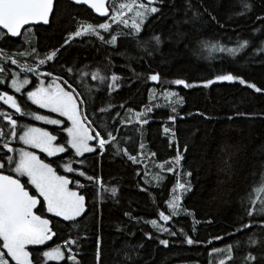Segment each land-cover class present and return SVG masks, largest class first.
I'll use <instances>...</instances> for the list:
<instances>
[{
	"label": "trees",
	"instance_id": "16d2710c",
	"mask_svg": "<svg viewBox=\"0 0 264 264\" xmlns=\"http://www.w3.org/2000/svg\"><path fill=\"white\" fill-rule=\"evenodd\" d=\"M244 2L250 7L245 8ZM108 3L109 17L99 19L85 7L55 0L48 26L23 30L18 39L0 31V66L8 70L9 77L11 72L18 73L11 58L31 65L55 49L59 51L54 59L42 66L52 73L41 77L46 81L65 74L67 66H87L108 77L101 83L89 75L87 87H75L88 97L86 114L96 121L92 127L107 129L115 139L102 152L94 141L91 154L74 157L77 163L70 166L77 174L68 175L61 166L72 159L70 151L58 158L41 156L58 175L67 176L71 189L83 194L86 204L74 222L52 217L39 205L35 209L36 214L51 220L56 244L66 255L70 248L75 257V261L47 264H97L98 241L100 264H219L221 259L225 264H264V214L248 216L246 212L252 207L249 193L264 177V91L247 87L252 83L264 90V0H154L152 6L159 11L144 20L135 37L125 35L130 29L122 23L108 31L99 30L110 39L119 28L114 45L92 35L73 37L64 44L78 22L112 23L115 9L112 0ZM153 35L161 38L159 45L154 41L137 44V40L146 41ZM244 41L245 47L235 55L209 51L202 44L234 49ZM32 47L36 53L31 52ZM112 74L119 79L111 81ZM151 74H159V82L149 80ZM225 74L242 78L246 84L239 80L217 83L215 77ZM27 77L34 88L36 76ZM175 79L194 86L172 84ZM208 80L214 82L204 87ZM112 83L118 87L109 90ZM0 90L5 87L0 85ZM7 92L11 94L10 89ZM16 98L25 111H37L25 95ZM6 109L0 103V111ZM137 113L147 123H137ZM15 119L27 120L28 116ZM43 127L58 135L59 143H66L62 127ZM2 128L7 133L10 126L6 122ZM125 151L137 162L128 159ZM178 153L182 156L179 165L174 159ZM169 168L173 171H167ZM185 172L191 175H183ZM8 173L11 175L10 170ZM88 176L96 177L98 183ZM177 180L190 185L191 190L184 192L181 201L187 212L165 224L175 232L169 235L158 227L156 230L150 221L159 225L158 213L168 214L166 200ZM113 187L115 196L104 190ZM26 190L35 192L29 184ZM244 224L250 227L244 228ZM217 236L222 239H215ZM186 237L198 243L189 245ZM66 240L74 243L65 246ZM160 240H167V246ZM47 244L55 246L52 241ZM227 245H231L232 259H226V250L210 254L211 249ZM40 248L47 250L45 246L29 248L33 257ZM249 252L256 260L245 259Z\"/></svg>",
	"mask_w": 264,
	"mask_h": 264
},
{
	"label": "snow or ice",
	"instance_id": "6c2138e0",
	"mask_svg": "<svg viewBox=\"0 0 264 264\" xmlns=\"http://www.w3.org/2000/svg\"><path fill=\"white\" fill-rule=\"evenodd\" d=\"M73 2L76 4H86L101 16L109 14L105 0H73ZM153 3L154 0H147L146 3L144 0H130L128 3H120L119 9L121 11L113 12L111 20L114 23H123L127 27V19H121L125 16L123 10L126 9L128 12H133V22L130 31L125 33V35L135 37L141 31L140 26L144 23L147 15L159 11L157 7L152 6ZM244 7L249 8L250 5L244 2ZM53 11L54 0H0V30H4V35H10L11 37L20 36L22 30L25 32L32 30L31 27L26 26L48 25ZM109 28L110 24L108 22L99 23L98 25L78 22L77 29L68 34L64 44H68L69 40L73 37L92 35L96 36L103 43L114 45L120 33L111 34L110 39H106L98 31V29L108 31ZM149 41H154L156 45H159L161 38L153 35L146 41L137 40V44H147ZM246 43L247 41L239 43V46L233 49L202 42L203 46L208 48L209 51L218 50L220 52H227L230 55H235L245 47ZM58 51L59 49H55L51 53H46L43 59H36L35 66H21V72L31 73L37 78L36 86L32 90L22 92L25 86L30 83L27 75L21 79L16 72H11L10 77H8V70L0 66V74H2L0 75V85L5 87V90H0V101H3L8 108L14 110L12 113L0 111V116H3L7 122V126H10L7 133L4 132L3 128H0V149H6L3 155L0 156V160L6 161L9 166L14 164V167H10L9 170L14 171L17 177L27 178L22 183L19 178H13L12 175L0 174V242H2L0 243V264H44V261H61L65 259L75 261V257L70 254V248H68L69 254L66 255L62 251L61 246L56 244L54 237L57 236V232L54 227H50L51 220L36 214L34 210L39 205L50 213L52 217L60 218L65 222H74L85 211L86 206L85 196L70 190L69 179L64 175H58L50 163L43 162L33 152L16 149L11 145V140L18 137L19 143L29 148L39 149L40 152L46 153L49 157L65 153L69 149L72 150L68 153L72 159L61 165L65 172L72 173L77 171L73 166H70L77 163L74 157L94 151V148L90 146V141L98 142L99 149L103 150L106 144L115 139L107 129L101 131L98 126L96 128L92 127L96 121L86 114L88 97L75 87L76 84L81 85V87H87L85 78L89 75L92 80H99L101 83L108 79L107 76L101 75L98 69L89 70L87 66L81 69L67 66L64 68L66 75L57 74L54 80L47 82L45 79H41V77L52 75L51 71L42 66L47 61H52ZM31 52L36 53V48L32 47ZM23 54L21 53V55ZM11 64L18 65V61L11 58ZM8 79H10V83H8ZM110 79L115 82L119 77L112 74ZM148 79L153 82H159L160 77L159 74H151ZM215 80H239L240 84H246L244 79L232 74L218 75L215 77ZM58 81L62 82L68 90L62 87ZM213 82V80H208L204 82L203 86L208 87ZM171 83L183 85L185 88L194 86L183 79H175ZM113 87H118V85L115 83L108 85L109 90ZM247 87L254 89L256 92L264 91L252 83H247ZM9 88L14 93L26 95V99L40 109H47L49 112L57 113L59 117H64L68 122L63 127V131L67 134L66 143L64 145H54L53 141L56 140V137L41 128L32 126L20 127L18 120L14 118L16 114L30 116L34 120L48 124L61 125L63 122L58 118L50 119L45 115L25 111L22 105L18 103L17 98L14 95L8 94L7 89ZM89 94H91L90 89ZM170 95L174 96L175 93H171ZM93 110L95 111V109ZM148 110L150 111L151 109ZM100 111H106V109L101 108ZM139 116L140 113H137V123H147V120L141 121ZM170 119L174 118L170 117ZM85 121L88 122V127L84 126ZM18 127L19 131H17ZM165 131L167 132L168 129H165ZM90 132L94 134H90ZM142 147L143 145H141ZM8 153H13V155H8ZM124 155H128L127 151L124 152ZM128 159L132 160L133 163L137 162L136 158L131 155H128ZM174 159L176 164L179 165L182 156L178 153ZM4 167L5 164L0 163V169ZM167 171L172 172L173 169L169 168ZM79 174L84 175L83 172H79ZM183 175L189 176L191 173L185 172ZM87 179L98 183L96 177L88 176ZM28 184L35 189L34 193L30 194L26 190V185ZM77 185L78 187H82L78 181ZM101 187L103 186L101 185ZM104 190L111 192L113 196L116 194L114 187L105 188ZM190 190V185L177 180L171 190L170 198L166 200L168 214H165V211H160L158 213L159 218L168 222L173 216H178L182 211L187 212V209L182 208L181 201L184 192ZM97 191L99 192V189ZM257 202H259L258 208L256 207ZM248 203L252 205V207L246 209L248 216H252L253 212L264 214V177H262L261 185L254 187L252 192L249 193ZM150 223L153 227H158L161 231L168 232L169 235H175V232L170 231L169 228L160 227L156 220H152ZM243 227L248 228L250 225L244 224ZM215 239L219 240L222 237L217 236ZM249 239L251 240V238ZM49 241H52L55 246L48 245L47 242ZM186 242L189 245L198 243V241L187 237ZM63 243L67 246L74 243V241L66 240ZM160 243L167 246L168 241L160 240ZM252 243H255V241H252ZM30 245L45 246L47 250L40 248L38 249L39 254L33 257L28 247ZM225 250L228 252L226 259H232L231 245H227L225 249L213 248L210 250V254L211 252ZM40 256L43 257V261L40 260ZM96 259L97 264H100L99 241L97 243ZM245 259L254 261L256 260V256L249 252ZM262 259H264V254H262ZM219 264H225L224 259H221Z\"/></svg>",
	"mask_w": 264,
	"mask_h": 264
},
{
	"label": "rangeland",
	"instance_id": "374dc122",
	"mask_svg": "<svg viewBox=\"0 0 264 264\" xmlns=\"http://www.w3.org/2000/svg\"><path fill=\"white\" fill-rule=\"evenodd\" d=\"M68 1V0H67ZM109 1H111V0H108V2ZM130 2V0H112V4L114 5V9H115V12H117V11H121L120 9H119V4L120 3H126V2ZM69 2V1H68ZM145 2H147V0L145 1ZM70 3V2H69ZM72 4V3H71ZM74 5V4H73ZM108 5H109V3H108ZM76 6V5H75ZM124 12H125V16L124 17H122L121 19H128L127 20V22H128V28L130 29L131 28V24H132V22H133V20H132V16L134 15V13L133 12H128L126 9L125 10H123ZM154 13H151V14H149V15H147V17H146V19L147 18H149L150 16H152ZM109 17V16H108ZM107 19V18H106ZM145 19V20H146ZM109 24H110V28L109 29H111L113 26L114 27H117V26H119V25H122V23H114V22H112V23H110L109 21H107ZM101 31L102 29H98V31ZM114 31L115 32H117V33H119V32H121L120 30H119V28H115L114 29ZM2 32V31H1ZM7 36V35H6ZM8 37V36H7ZM11 61V60H10ZM22 62V63H21ZM25 65H28V64H25V63H23V61H20V62H18V65H13V66H15V67H17V69H18V77L19 78H24V75H30L31 73H24V72H21V66H25ZM28 66H35V63H32L31 65H28ZM33 75V74H32ZM9 77V76H8ZM29 79V78H28ZM41 79H44V78H41ZM55 78H51V80H48V81H52V80H54ZM30 80V79H29ZM47 82V81H46ZM217 83H229L230 81H216ZM8 83H10V79H8ZM58 83H59V81H58ZM29 85H30V83H29ZM26 86H28V85H26ZM25 86V87H26ZM61 86H62V84H61ZM63 87V86H62ZM10 89V88H9ZM30 89H34V88H30ZM10 91H11V93L12 94H17V95H20L21 93H14L13 92V90H11L10 89ZM22 92H23V90H22ZM25 98H26V95H25ZM29 101V100H28ZM31 102V101H30ZM36 108H37V111L35 112V113H37V114H39V115H45V116H47V117H49L50 119H60L63 123L61 124V125H54V124H48V123H44V122H42V121H37V120H34V119H32L30 116H28V119L27 120H19L18 122H19V126L20 127H27V126H32V127H37V128H41V129H43V130H45V131H47L50 135H53V134H51L50 133V131L47 129V127H43V126H49V127H54V128H63L64 127V125H66L68 122H67V120L64 118V117H59L58 116V114L57 113H52V112H49L47 109H40L38 106H36V105H34ZM14 110H12V109H6V110H3L2 112H7V113H12ZM16 115H18L19 116V114H16ZM2 119L0 120V128H2V125L4 124V123H6V120L4 119V117L3 116H0ZM30 122H33V123H35V125H33V124H31ZM84 126L85 127H88V123H86V122H84ZM20 129H19V127H18V129H17V131H19ZM90 134H91V132H90ZM55 137H56V140L55 141H53V144L54 145H64L65 143H59V136L58 135H54ZM64 136L66 137V139H67V134H66V132L64 131ZM93 142L94 141H90L89 143H90V146H92L93 147ZM97 143V142H96ZM11 145L12 146H14L16 149H24V150H26V151H31V152H33L39 159H41V156H46V157H49V156H47V154L46 153H43V152H40V150L39 149H36V148H29V147H27V146H25V145H23L22 143H19L18 142V137L17 138H15V139H13V140H11ZM6 151V149H0V154H2L3 155V153ZM67 151H72V150H67ZM66 151V152H67ZM65 152V153H66ZM65 153H59V154H57L56 156H53V157H49V158H58V157H60V156H62V155H64ZM92 152H86V153H84L83 155H81V156H79V157H77V158H81V157H83V156H85V155H88V154H91ZM8 155H13V153H8ZM42 160V159H41ZM43 161V160H42ZM44 162V161H43ZM0 163H4L5 164V167L3 168V169H0V171H1V174H4V175H10L9 173H8V170L10 169V166H7L8 164H7V162L6 161H2V160H0ZM11 167H14V164L13 165H11ZM65 172V171H64ZM66 174H77V171H75V172H72V173H68V172H65ZM11 175H12V177L13 178H20V177H17L16 176V173L14 172V171H11ZM66 178H67V176H65ZM23 178H25V179H27L26 177H23ZM68 179V178H67ZM30 185V184H29ZM70 185H71V181H70V183H69V188H70V190H72V191H76V190H73V189H71V187H70ZM31 186V185H30ZM32 187V186H31ZM33 190L35 191V189L33 188ZM77 192V191H76ZM41 200H42V198H40ZM35 211V210H34ZM46 211V210H45ZM46 213L48 214V215H50L51 216V214L50 213H48L47 211H46ZM84 213V212H83ZM82 213V214H83ZM82 214H81V216H82ZM80 216V217H81ZM57 218V217H56ZM79 218V217H78ZM77 218V219H78ZM60 219V218H59ZM159 220H160V222H159V226L160 227H163V228H166L165 227V224H166V222L165 221H163V220H161L160 218H158ZM156 230H157V228L156 227H154ZM162 232H165V231H162ZM48 243V242H47ZM29 248L30 247H35V246H28ZM63 260H61V261H44V264H47V263H51V262H56V263H59V262H62Z\"/></svg>",
	"mask_w": 264,
	"mask_h": 264
},
{
	"label": "water",
	"instance_id": "95a60500",
	"mask_svg": "<svg viewBox=\"0 0 264 264\" xmlns=\"http://www.w3.org/2000/svg\"><path fill=\"white\" fill-rule=\"evenodd\" d=\"M70 3L76 5V6H82V7H85L87 10H89L95 17L99 18V19H106L109 14L107 16H101L99 15L98 13H96L93 9H91L88 5L86 4H76L73 2V0H68ZM54 5H55V0H54ZM105 5L106 7L108 8V0H105ZM52 16V15H51ZM51 16H50V19H51ZM35 26H48V25H43V24H40V25H35ZM26 27H34V26H26ZM2 32H4V30H0ZM23 31V30H22ZM10 39H18L20 36H17V37H11L10 35H7Z\"/></svg>",
	"mask_w": 264,
	"mask_h": 264
},
{
	"label": "flooded vegetation",
	"instance_id": "af4514ba",
	"mask_svg": "<svg viewBox=\"0 0 264 264\" xmlns=\"http://www.w3.org/2000/svg\"><path fill=\"white\" fill-rule=\"evenodd\" d=\"M30 87H31V85L26 86L25 89L23 90V92L26 91V90H32V89H30ZM11 95H14V94L11 93ZM14 96L16 97V96H19V95H14ZM0 103L4 104L3 101H0ZM4 105H5V104H4ZM5 106H6V108H8L7 105H5ZM9 109H10V108H9ZM17 116H18V115H15L14 118L17 117ZM19 116H20V115H19ZM19 116H18V117H19Z\"/></svg>",
	"mask_w": 264,
	"mask_h": 264
},
{
	"label": "built area",
	"instance_id": "2783aa9c",
	"mask_svg": "<svg viewBox=\"0 0 264 264\" xmlns=\"http://www.w3.org/2000/svg\"><path fill=\"white\" fill-rule=\"evenodd\" d=\"M98 143V142H97ZM99 146V145H98ZM101 151H103V150H101Z\"/></svg>",
	"mask_w": 264,
	"mask_h": 264
},
{
	"label": "bare ground",
	"instance_id": "6f19581e",
	"mask_svg": "<svg viewBox=\"0 0 264 264\" xmlns=\"http://www.w3.org/2000/svg\"><path fill=\"white\" fill-rule=\"evenodd\" d=\"M21 37V36H20Z\"/></svg>",
	"mask_w": 264,
	"mask_h": 264
}]
</instances>
